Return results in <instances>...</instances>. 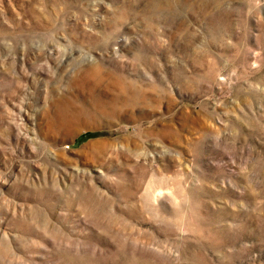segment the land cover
<instances>
[{
    "label": "rangeland",
    "instance_id": "rangeland-1",
    "mask_svg": "<svg viewBox=\"0 0 264 264\" xmlns=\"http://www.w3.org/2000/svg\"><path fill=\"white\" fill-rule=\"evenodd\" d=\"M0 264H264V0H0Z\"/></svg>",
    "mask_w": 264,
    "mask_h": 264
}]
</instances>
